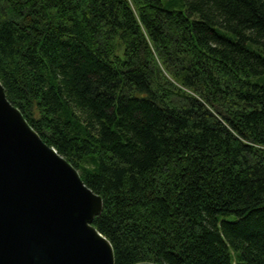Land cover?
<instances>
[{"label":"trees","instance_id":"obj_1","mask_svg":"<svg viewBox=\"0 0 264 264\" xmlns=\"http://www.w3.org/2000/svg\"><path fill=\"white\" fill-rule=\"evenodd\" d=\"M0 83L115 264H264V0H0Z\"/></svg>","mask_w":264,"mask_h":264},{"label":"water","instance_id":"obj_2","mask_svg":"<svg viewBox=\"0 0 264 264\" xmlns=\"http://www.w3.org/2000/svg\"><path fill=\"white\" fill-rule=\"evenodd\" d=\"M102 205L0 83V264H115L93 226Z\"/></svg>","mask_w":264,"mask_h":264},{"label":"rangeland","instance_id":"obj_3","mask_svg":"<svg viewBox=\"0 0 264 264\" xmlns=\"http://www.w3.org/2000/svg\"><path fill=\"white\" fill-rule=\"evenodd\" d=\"M233 264H238V263H236V260L234 259V262H233Z\"/></svg>","mask_w":264,"mask_h":264}]
</instances>
